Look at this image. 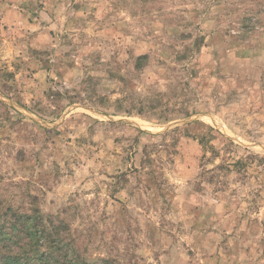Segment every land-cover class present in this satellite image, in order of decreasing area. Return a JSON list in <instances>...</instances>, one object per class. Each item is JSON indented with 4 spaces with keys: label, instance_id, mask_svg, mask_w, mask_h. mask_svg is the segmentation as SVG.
Segmentation results:
<instances>
[{
    "label": "rangeland",
    "instance_id": "1",
    "mask_svg": "<svg viewBox=\"0 0 264 264\" xmlns=\"http://www.w3.org/2000/svg\"><path fill=\"white\" fill-rule=\"evenodd\" d=\"M6 210L89 264H264V0H0Z\"/></svg>",
    "mask_w": 264,
    "mask_h": 264
},
{
    "label": "trees",
    "instance_id": "2",
    "mask_svg": "<svg viewBox=\"0 0 264 264\" xmlns=\"http://www.w3.org/2000/svg\"><path fill=\"white\" fill-rule=\"evenodd\" d=\"M146 59L140 56L137 62ZM7 211L0 212V264H89L50 221L46 226L37 213L8 217Z\"/></svg>",
    "mask_w": 264,
    "mask_h": 264
}]
</instances>
